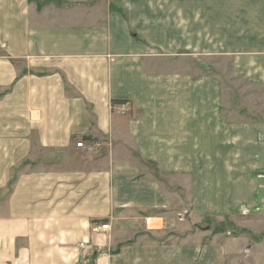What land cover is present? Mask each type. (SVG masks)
Wrapping results in <instances>:
<instances>
[{
    "label": "crops",
    "instance_id": "1",
    "mask_svg": "<svg viewBox=\"0 0 264 264\" xmlns=\"http://www.w3.org/2000/svg\"><path fill=\"white\" fill-rule=\"evenodd\" d=\"M226 59L264 86V0H0V264H223L199 223L242 207L263 234L264 122L196 70Z\"/></svg>",
    "mask_w": 264,
    "mask_h": 264
},
{
    "label": "rangeland",
    "instance_id": "2",
    "mask_svg": "<svg viewBox=\"0 0 264 264\" xmlns=\"http://www.w3.org/2000/svg\"><path fill=\"white\" fill-rule=\"evenodd\" d=\"M217 60H219V58H217ZM212 63L214 65L210 66L207 62L199 60L196 65V70L197 72L211 73L221 79L223 109L227 112L228 117L230 119L240 117L249 119L250 121L264 122V86H253L244 79L236 77L230 59ZM255 182L259 185L260 190L264 189V172L258 175ZM180 198L182 201L184 200V202H186L187 194L184 188H180ZM185 204H187V202ZM186 210H188V207L181 210L180 215L176 216V218L185 219ZM251 218L252 211L242 207L239 209V215L234 211L222 219L207 216L199 223L201 228L205 226L209 227L208 231L211 230V234L215 235L214 241L218 244L227 245L232 251L226 255L223 264H253L254 260H252L253 258L251 255H248V257H245L242 261L241 255L235 252L238 249L236 248L237 246L234 245L235 243L228 242V239L246 236L248 244H252L264 238V233L259 235L253 233L250 228L243 227L245 219L250 220ZM197 229L199 230V228ZM168 236L169 234H165L161 237L165 243L169 242L167 240ZM247 252L248 251L244 250L243 254L246 255ZM261 261L264 262V257ZM263 262L261 264H264Z\"/></svg>",
    "mask_w": 264,
    "mask_h": 264
},
{
    "label": "built area",
    "instance_id": "3",
    "mask_svg": "<svg viewBox=\"0 0 264 264\" xmlns=\"http://www.w3.org/2000/svg\"><path fill=\"white\" fill-rule=\"evenodd\" d=\"M76 146L78 148H82L83 147V142H80V143H77ZM90 150V148H89ZM109 230V225L106 224V225H92L91 226V233L92 234H100V233H104L106 231Z\"/></svg>",
    "mask_w": 264,
    "mask_h": 264
}]
</instances>
